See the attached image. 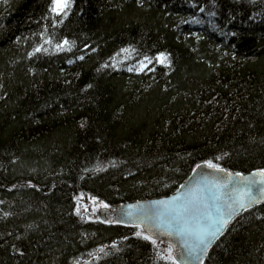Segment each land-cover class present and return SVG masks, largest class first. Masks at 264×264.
<instances>
[{
	"label": "trees",
	"instance_id": "trees-1",
	"mask_svg": "<svg viewBox=\"0 0 264 264\" xmlns=\"http://www.w3.org/2000/svg\"><path fill=\"white\" fill-rule=\"evenodd\" d=\"M54 1L0 0V264H177L78 201L264 170V0ZM201 264H264V201Z\"/></svg>",
	"mask_w": 264,
	"mask_h": 264
},
{
	"label": "water",
	"instance_id": "water-1",
	"mask_svg": "<svg viewBox=\"0 0 264 264\" xmlns=\"http://www.w3.org/2000/svg\"><path fill=\"white\" fill-rule=\"evenodd\" d=\"M208 165H196L173 193L102 206L98 215L101 221L112 215L116 223L140 227L149 239L169 246L177 264H201L228 222L240 211L264 201V192L260 191L264 189L263 169L239 172ZM161 201L165 203H157ZM129 206H136L133 217L126 214ZM221 226V231L212 236ZM180 228L185 231L181 233ZM201 237L203 244L199 242Z\"/></svg>",
	"mask_w": 264,
	"mask_h": 264
},
{
	"label": "rangeland",
	"instance_id": "rangeland-1",
	"mask_svg": "<svg viewBox=\"0 0 264 264\" xmlns=\"http://www.w3.org/2000/svg\"><path fill=\"white\" fill-rule=\"evenodd\" d=\"M63 2L64 0H61V3L59 6H62L63 5ZM54 5L55 6H58L57 3H56V0L54 1ZM79 207L81 209H83V211H86V216L87 217H97L99 218V215H98V209L102 206H105V205H97V206H92L91 205V201L88 200V199H79ZM88 213V214H87ZM113 217L112 216H107V219H112ZM143 233V232H142ZM144 234V233H143ZM145 235V234H144ZM146 236V235H145ZM159 247L162 248V252L163 254L167 257V258H171L172 259V255H171V250H170V247L161 243V242H157V241H154Z\"/></svg>",
	"mask_w": 264,
	"mask_h": 264
},
{
	"label": "snow or ice",
	"instance_id": "snow-or-ice-1",
	"mask_svg": "<svg viewBox=\"0 0 264 264\" xmlns=\"http://www.w3.org/2000/svg\"><path fill=\"white\" fill-rule=\"evenodd\" d=\"M56 3H57V5L59 6L60 3H61V0H56ZM65 43H67V41H65ZM37 51H39V49H37ZM161 62H163V58H161ZM208 167L212 168V167H215V165L209 163ZM237 175H239V174H237ZM261 175H264V173H261ZM251 183H255V181H252ZM261 183H264V181H261ZM260 191L264 192V189H261ZM253 202H254V201H253ZM157 203H165V202L161 201V202H157ZM240 206H241L242 208L245 207V205H244L243 203H241ZM135 207H136V206H129V208H128V210H127V213H126L128 217H133V216H134V214H135ZM227 222H228V221L225 220L223 223L226 224ZM221 228H222V226L216 228L215 231L211 233L212 236H215L217 233H219V232L221 231ZM178 231H180L181 233H183V232L185 231V229L180 228V229H178ZM169 234H171V233H169ZM137 235H140V233L138 232ZM144 238H145V239H149V237H147V236H145ZM199 242H200L201 244L204 243V240H203L202 237L199 239Z\"/></svg>",
	"mask_w": 264,
	"mask_h": 264
},
{
	"label": "bare ground",
	"instance_id": "bare-ground-1",
	"mask_svg": "<svg viewBox=\"0 0 264 264\" xmlns=\"http://www.w3.org/2000/svg\"><path fill=\"white\" fill-rule=\"evenodd\" d=\"M56 7V6H55ZM106 206V205H105Z\"/></svg>",
	"mask_w": 264,
	"mask_h": 264
}]
</instances>
